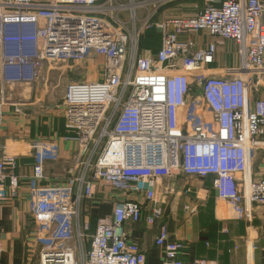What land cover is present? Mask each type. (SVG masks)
I'll return each instance as SVG.
<instances>
[{
    "label": "built area",
    "instance_id": "2783aa9c",
    "mask_svg": "<svg viewBox=\"0 0 264 264\" xmlns=\"http://www.w3.org/2000/svg\"><path fill=\"white\" fill-rule=\"evenodd\" d=\"M177 1L0 0V107L13 86L53 93L54 75L61 82L67 69L88 72L64 85V140L75 149L59 183L41 185L45 165L60 160L56 145L30 144L39 264H146L124 230L146 211V226L158 223L161 264H183L184 245L168 242L163 223L180 174L213 176L217 199L240 217L264 206V168L252 170L264 101L250 103L247 81L264 71V0H199L194 16L158 19ZM149 32L159 39L155 53L140 48ZM199 33L216 41L198 48ZM218 42L237 47L240 66L207 75ZM246 67L252 71L243 73ZM15 168L16 156L0 157V202L16 196ZM186 186L181 195L190 194ZM105 192L121 198L108 199L111 215L91 232L90 203ZM183 211L191 217L197 206Z\"/></svg>",
    "mask_w": 264,
    "mask_h": 264
},
{
    "label": "crops",
    "instance_id": "0c3cea01",
    "mask_svg": "<svg viewBox=\"0 0 264 264\" xmlns=\"http://www.w3.org/2000/svg\"><path fill=\"white\" fill-rule=\"evenodd\" d=\"M202 8V1L179 0L162 8L158 19L191 17ZM193 39L198 48L216 41L202 33ZM158 47L152 51L155 53ZM239 66L237 47L231 42H218L216 60L205 72L222 76L223 69H237ZM247 81L250 103L264 101V71L258 75L249 73ZM63 94L64 86L58 93H48L41 85L31 86L9 93L8 103L0 107V157L3 154L16 156L14 174L18 177L16 196L0 202V264H39L40 246L35 241L36 223L30 212V179L34 164L30 144L38 140L56 145L52 148L60 160L45 165L46 180L41 185L49 187L59 183L66 176V162L75 149L73 144L64 140ZM260 142L262 145L252 158L253 173L264 168V135ZM213 179V176H176L171 194L163 206L168 242L184 245L180 257L183 264H191L195 260H205L210 264H264V206H250L248 216L240 217L228 203L217 199ZM185 185L190 189L186 196L181 195ZM111 197L115 200L121 198L105 192L97 194L90 203L91 232L97 219L111 215L112 202L108 201ZM185 205L197 206V213L188 216L183 211ZM147 213H143L137 223H126L124 230L128 239L137 243L145 254L146 264H161L162 250L154 244L158 223L146 226L144 217ZM86 247L89 249V243Z\"/></svg>",
    "mask_w": 264,
    "mask_h": 264
},
{
    "label": "rangeland",
    "instance_id": "374dc122",
    "mask_svg": "<svg viewBox=\"0 0 264 264\" xmlns=\"http://www.w3.org/2000/svg\"><path fill=\"white\" fill-rule=\"evenodd\" d=\"M149 33H151V34H154L155 32H149ZM146 37H150V35H146L145 37H143L144 39H143V45L145 46L146 45V43H144V42H146ZM153 52V51H152ZM237 61V60H236ZM238 62V61H237ZM252 71V69L250 68V69H248L247 67L246 68H244V71H243V73H248V72H251ZM67 72H69V73H67L66 75H65V81H61V82H59V81H57V79H58V77L56 76V75H54L53 76V82L55 83V85H57L58 83H59V87L57 86V88L55 89V92H59V91H62V89H63V84L66 82V83H68V82H70L72 79H78V78H81V77H84L85 76V74L86 73H88L84 68H81V67H78L77 66V68H72L71 70H68L67 69ZM90 75H93V72L92 71H90V73H89ZM82 75V76H81ZM73 77V78H72ZM31 86V85H30ZM30 86H28V85H16V86H13L12 88H11V90H10V92L9 93H11L12 94V92H16V91H18V90H20V89H27V88H29ZM33 86V85H32ZM4 104H7V101H5L4 102ZM185 182H187V181H184L183 183H185Z\"/></svg>",
    "mask_w": 264,
    "mask_h": 264
},
{
    "label": "trees",
    "instance_id": "16d2710c",
    "mask_svg": "<svg viewBox=\"0 0 264 264\" xmlns=\"http://www.w3.org/2000/svg\"><path fill=\"white\" fill-rule=\"evenodd\" d=\"M150 35V37H146L145 39H146V42H144V43H146V45L144 46L143 45V39L144 38H142L141 40H140V48H142V49H153V48H155L156 46H159V39H158V36L154 33V34H151V33H146L145 35H144V37L146 36V35Z\"/></svg>",
    "mask_w": 264,
    "mask_h": 264
}]
</instances>
